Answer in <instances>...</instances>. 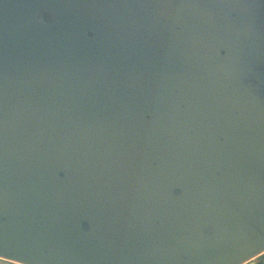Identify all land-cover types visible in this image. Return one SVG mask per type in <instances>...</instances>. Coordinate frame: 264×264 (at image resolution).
Returning a JSON list of instances; mask_svg holds the SVG:
<instances>
[{
	"label": "water",
	"instance_id": "water-1",
	"mask_svg": "<svg viewBox=\"0 0 264 264\" xmlns=\"http://www.w3.org/2000/svg\"><path fill=\"white\" fill-rule=\"evenodd\" d=\"M262 254L264 0H0V261Z\"/></svg>",
	"mask_w": 264,
	"mask_h": 264
},
{
	"label": "crops",
	"instance_id": "crops-1",
	"mask_svg": "<svg viewBox=\"0 0 264 264\" xmlns=\"http://www.w3.org/2000/svg\"><path fill=\"white\" fill-rule=\"evenodd\" d=\"M263 255V254H262ZM261 256L257 257L256 259H254V263L258 262V261H262V264H264V258Z\"/></svg>",
	"mask_w": 264,
	"mask_h": 264
},
{
	"label": "rangeland",
	"instance_id": "rangeland-1",
	"mask_svg": "<svg viewBox=\"0 0 264 264\" xmlns=\"http://www.w3.org/2000/svg\"><path fill=\"white\" fill-rule=\"evenodd\" d=\"M0 264H8L7 262L4 261H0Z\"/></svg>",
	"mask_w": 264,
	"mask_h": 264
},
{
	"label": "trees",
	"instance_id": "trees-1",
	"mask_svg": "<svg viewBox=\"0 0 264 264\" xmlns=\"http://www.w3.org/2000/svg\"><path fill=\"white\" fill-rule=\"evenodd\" d=\"M262 257L264 258V254L262 255Z\"/></svg>",
	"mask_w": 264,
	"mask_h": 264
}]
</instances>
